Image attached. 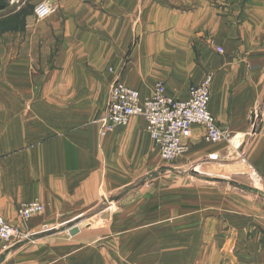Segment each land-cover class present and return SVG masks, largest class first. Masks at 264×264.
Returning a JSON list of instances; mask_svg holds the SVG:
<instances>
[{
	"label": "crops",
	"instance_id": "obj_1",
	"mask_svg": "<svg viewBox=\"0 0 264 264\" xmlns=\"http://www.w3.org/2000/svg\"><path fill=\"white\" fill-rule=\"evenodd\" d=\"M39 1L7 0L0 11V215L38 233L110 200L130 264H264V0H50L49 18L24 17L23 5ZM206 75L209 110L237 149L207 144L194 126L188 150L164 163L140 116L100 134L115 81L141 97L162 84L186 99ZM195 162L216 184L182 177ZM235 175L258 190L253 210L230 187ZM30 201L43 212L22 222L16 210Z\"/></svg>",
	"mask_w": 264,
	"mask_h": 264
},
{
	"label": "built area",
	"instance_id": "obj_2",
	"mask_svg": "<svg viewBox=\"0 0 264 264\" xmlns=\"http://www.w3.org/2000/svg\"><path fill=\"white\" fill-rule=\"evenodd\" d=\"M55 12L56 6L49 1L38 2L33 8L37 19H44ZM216 51L222 52V49L217 47ZM211 80L212 76L206 75L199 84L191 86L186 99L167 95L162 84H157L150 96L141 97L136 89L115 81L108 90L105 113L97 119L100 134L123 127L132 117L140 116L163 161L182 156L188 150L186 141L194 126L202 128L203 138L208 142L229 140L226 130L217 124L209 110ZM209 158L215 159L217 155L211 154ZM43 209L41 203L30 201L20 204L16 215L24 222L41 214ZM19 235H22V229L0 215V251L9 247L8 242Z\"/></svg>",
	"mask_w": 264,
	"mask_h": 264
},
{
	"label": "rangeland",
	"instance_id": "obj_3",
	"mask_svg": "<svg viewBox=\"0 0 264 264\" xmlns=\"http://www.w3.org/2000/svg\"><path fill=\"white\" fill-rule=\"evenodd\" d=\"M41 1L52 2L50 0H41ZM34 6L31 4L28 5L27 3L23 5L24 17L31 13L32 18L35 19L36 21L43 20V19H37L33 15ZM49 17H46L44 19H47ZM205 142L211 145L218 144V143H211L206 140ZM222 142L225 143L227 146L229 145L228 147L230 148V150L237 149L235 148L236 145L240 147V142H238V140L236 139L235 140L229 139ZM177 159L179 158L176 157L170 161H163L160 158V160L164 163H176ZM251 159L253 158L251 157ZM199 163L200 162H195V164L189 170L180 172V174H184V176L182 177L200 179L203 182V184H207L206 186H213L212 184H216V182L214 183L210 182L211 181L210 179L215 178V176H211L209 174L199 172V168H198ZM162 177L177 178L181 176L178 174L177 170H167L166 175ZM237 178L238 177L235 175L230 179L231 181L230 187L232 188V190L240 188L241 193L246 194L248 196L247 199L248 209L251 208V210H253L254 209L253 200L254 197L258 194V190L253 186L241 185L240 183L237 182L238 180ZM112 204L113 203H111L110 200L101 205L99 204L95 210H92V215L88 213L86 216L77 219H72L66 225H64V227L61 228L60 227L58 228L50 227L49 229L41 228L40 231L42 232H38V233H36L38 231L36 229L26 230V231L22 230L21 236L19 235L16 238H13L10 242H8V244L10 245L8 248L2 251V253L0 254V258L1 260L5 258H14V255L16 253H21L25 257L26 256L30 257V254L32 253L33 254L39 253L40 264H69L68 260H70V264H79V260H82L80 256L82 257V254H86V259L88 261L87 264H130V236H128L127 234L118 235L115 233V231H117V226H120L122 223H124L125 219L117 218L116 215L122 214L121 212L114 213L115 218L111 217L110 214L111 209H107V207L111 206ZM101 209H105L102 216L94 217L95 212ZM96 221L100 223V228L103 230L102 238L99 239L95 238L96 231L94 226ZM90 226L92 229H88V227ZM58 229L65 231L62 232L61 230L59 231ZM34 243H39V245H34ZM48 243L50 244L48 245ZM32 245L36 246L35 247L36 249H34L36 251L32 249L31 247ZM21 246L22 247L25 246V247L20 249ZM80 247H83L82 254L77 256L76 254L79 253L78 249ZM74 248H77L76 249L77 251L74 252L73 251ZM99 260L101 261L100 263Z\"/></svg>",
	"mask_w": 264,
	"mask_h": 264
},
{
	"label": "trees",
	"instance_id": "obj_4",
	"mask_svg": "<svg viewBox=\"0 0 264 264\" xmlns=\"http://www.w3.org/2000/svg\"><path fill=\"white\" fill-rule=\"evenodd\" d=\"M7 6V0H0V11L5 9Z\"/></svg>",
	"mask_w": 264,
	"mask_h": 264
},
{
	"label": "bare ground",
	"instance_id": "obj_5",
	"mask_svg": "<svg viewBox=\"0 0 264 264\" xmlns=\"http://www.w3.org/2000/svg\"><path fill=\"white\" fill-rule=\"evenodd\" d=\"M223 177V176H222Z\"/></svg>",
	"mask_w": 264,
	"mask_h": 264
}]
</instances>
